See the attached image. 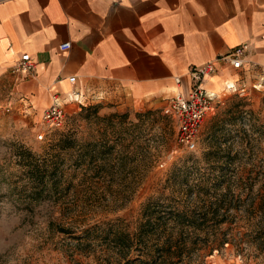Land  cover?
<instances>
[{"label": "rangeland", "instance_id": "1", "mask_svg": "<svg viewBox=\"0 0 264 264\" xmlns=\"http://www.w3.org/2000/svg\"><path fill=\"white\" fill-rule=\"evenodd\" d=\"M255 85L224 96L194 151L177 144L166 102L121 93L69 105L41 140L40 121L7 131L1 117L0 264L114 262L101 228L133 234L149 201L164 220L192 212L208 230L179 264H264V83Z\"/></svg>", "mask_w": 264, "mask_h": 264}, {"label": "crops", "instance_id": "2", "mask_svg": "<svg viewBox=\"0 0 264 264\" xmlns=\"http://www.w3.org/2000/svg\"><path fill=\"white\" fill-rule=\"evenodd\" d=\"M242 43L243 66L218 61L204 81L212 91L264 83V0H0V118L7 131L36 129L54 93L76 92L80 105L97 93L162 105L187 94L191 65ZM22 53L35 61L32 75L11 71Z\"/></svg>", "mask_w": 264, "mask_h": 264}, {"label": "built area", "instance_id": "3", "mask_svg": "<svg viewBox=\"0 0 264 264\" xmlns=\"http://www.w3.org/2000/svg\"><path fill=\"white\" fill-rule=\"evenodd\" d=\"M69 47L68 41L59 45V49L62 51L68 50ZM248 50L249 45L242 43L226 55L201 65H191L188 68L187 74L190 85L187 94L176 93L167 99L162 108L163 113L169 116L176 125L175 139L180 147L189 151L196 150L203 122L216 105L223 103L224 96L230 94L246 95L248 87L237 80L226 82L218 91L205 88L204 81L206 77L217 71L218 61L227 62L235 69L241 68ZM11 71L15 74L32 75L35 72V61L28 53H22L12 66ZM68 81L74 84L75 77L70 76ZM175 82L180 83V78L176 77ZM254 88H257V85H254ZM73 101L81 104L76 92H71L63 99L57 93L52 95L50 105L43 110L41 115L42 128L36 135L39 140L44 138L46 131L63 126L66 116L72 112L67 110L66 105Z\"/></svg>", "mask_w": 264, "mask_h": 264}, {"label": "trees", "instance_id": "4", "mask_svg": "<svg viewBox=\"0 0 264 264\" xmlns=\"http://www.w3.org/2000/svg\"><path fill=\"white\" fill-rule=\"evenodd\" d=\"M149 202L144 205L145 211L133 234L111 223L101 228L117 255L114 262L106 264H179L198 251L199 242L208 241V230L198 225L194 213L176 210L164 220L160 213L148 209ZM133 252L137 253L132 255Z\"/></svg>", "mask_w": 264, "mask_h": 264}]
</instances>
